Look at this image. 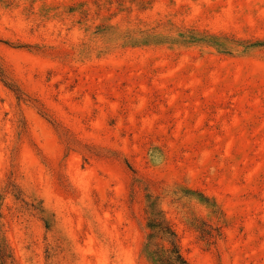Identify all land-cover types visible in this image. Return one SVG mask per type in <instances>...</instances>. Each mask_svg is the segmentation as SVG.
<instances>
[{"label": "rangeland", "instance_id": "374dc122", "mask_svg": "<svg viewBox=\"0 0 264 264\" xmlns=\"http://www.w3.org/2000/svg\"><path fill=\"white\" fill-rule=\"evenodd\" d=\"M0 70L13 264H152L148 194L191 264H264V0H0Z\"/></svg>", "mask_w": 264, "mask_h": 264}, {"label": "trees", "instance_id": "16d2710c", "mask_svg": "<svg viewBox=\"0 0 264 264\" xmlns=\"http://www.w3.org/2000/svg\"><path fill=\"white\" fill-rule=\"evenodd\" d=\"M131 39L133 40V38ZM0 75H2L1 70ZM196 194L199 196V201L210 209L211 214L221 220L223 213L216 201L202 193L197 192ZM3 200L4 193L0 190V264H13V253L6 238L2 222L1 208ZM37 209L46 229L48 231L55 230L57 226L54 213L50 212L43 204ZM146 212L148 215V234L142 250L144 257L152 264H191L182 253L180 237L167 218L159 196L147 195ZM191 219L190 225L199 233L200 239L208 245L214 244L222 236L220 226L214 227L199 217H192ZM53 257L52 251L48 250V258ZM50 264H54V262L52 261Z\"/></svg>", "mask_w": 264, "mask_h": 264}]
</instances>
